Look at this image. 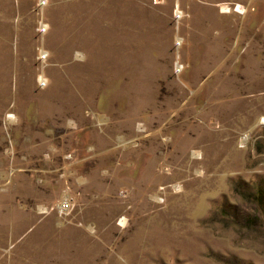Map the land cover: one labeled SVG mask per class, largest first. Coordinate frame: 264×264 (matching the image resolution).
I'll return each instance as SVG.
<instances>
[{
	"label": "rangeland",
	"instance_id": "374dc122",
	"mask_svg": "<svg viewBox=\"0 0 264 264\" xmlns=\"http://www.w3.org/2000/svg\"><path fill=\"white\" fill-rule=\"evenodd\" d=\"M3 35L0 264H264V0H0Z\"/></svg>",
	"mask_w": 264,
	"mask_h": 264
},
{
	"label": "bare ground",
	"instance_id": "6f19581e",
	"mask_svg": "<svg viewBox=\"0 0 264 264\" xmlns=\"http://www.w3.org/2000/svg\"><path fill=\"white\" fill-rule=\"evenodd\" d=\"M5 25V24H4ZM43 27H44V29L46 28V25H43ZM4 33H6V32H4ZM3 34V33H2ZM4 37L2 38H0V51L2 52L3 51V54H5V55H7V41H6V36L5 35H3ZM8 36V35H7ZM8 39V38H7ZM180 43V42H179ZM1 87V86H0ZM0 93H4V95L3 96H5V94H6V91L4 90V88L3 89H0ZM0 97H2V96H0ZM6 97V96H5ZM5 97H4V99H5ZM2 99V98H1ZM3 102V101H2ZM11 118V117H10ZM10 120V119H9Z\"/></svg>",
	"mask_w": 264,
	"mask_h": 264
},
{
	"label": "built area",
	"instance_id": "2783aa9c",
	"mask_svg": "<svg viewBox=\"0 0 264 264\" xmlns=\"http://www.w3.org/2000/svg\"><path fill=\"white\" fill-rule=\"evenodd\" d=\"M66 207H68V202L66 200L62 201L60 204V209H65Z\"/></svg>",
	"mask_w": 264,
	"mask_h": 264
}]
</instances>
